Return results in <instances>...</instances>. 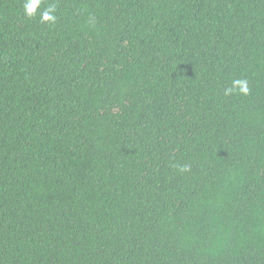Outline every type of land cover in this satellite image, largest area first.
<instances>
[{
    "label": "trees",
    "instance_id": "trees-1",
    "mask_svg": "<svg viewBox=\"0 0 264 264\" xmlns=\"http://www.w3.org/2000/svg\"><path fill=\"white\" fill-rule=\"evenodd\" d=\"M24 2L0 0V264H264V0Z\"/></svg>",
    "mask_w": 264,
    "mask_h": 264
},
{
    "label": "clouds",
    "instance_id": "clouds-1",
    "mask_svg": "<svg viewBox=\"0 0 264 264\" xmlns=\"http://www.w3.org/2000/svg\"><path fill=\"white\" fill-rule=\"evenodd\" d=\"M43 0H25L23 4L24 14L27 18H35L38 14V9L42 4ZM57 10V5L50 3L46 8L39 11V19L41 23L55 24L57 16L55 15ZM237 93L240 95H248L250 93L249 82L247 79H235L231 82V86L226 88L224 91L225 96ZM190 167L188 165L181 166L179 171L181 173L188 172Z\"/></svg>",
    "mask_w": 264,
    "mask_h": 264
}]
</instances>
